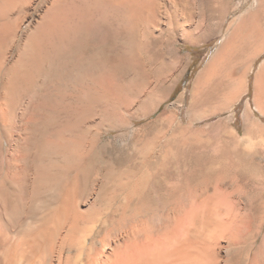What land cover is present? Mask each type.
<instances>
[{"label":"bare ground","instance_id":"bare-ground-1","mask_svg":"<svg viewBox=\"0 0 264 264\" xmlns=\"http://www.w3.org/2000/svg\"><path fill=\"white\" fill-rule=\"evenodd\" d=\"M26 1L0 0V264H264V188L245 201L242 170L228 169L209 187H191L182 176L168 183L166 197L151 198L155 172L117 176L99 163L101 136L93 139L83 118L93 99L115 88L94 36L125 34L136 45L160 26V1L173 29L183 27L175 22L181 1L47 0L32 40L12 63L1 52L16 39L10 19ZM255 51L254 61L264 38ZM239 70L232 77L244 86ZM68 90L77 102L59 123ZM244 121L239 140L254 145L261 128L248 114ZM258 161L264 185V154ZM111 177L117 181L105 193ZM120 192L119 208L101 215V195L110 204Z\"/></svg>","mask_w":264,"mask_h":264},{"label":"rangeland","instance_id":"rangeland-1","mask_svg":"<svg viewBox=\"0 0 264 264\" xmlns=\"http://www.w3.org/2000/svg\"><path fill=\"white\" fill-rule=\"evenodd\" d=\"M46 1L27 0L17 7L10 19L17 36L2 48V57L17 60L41 22ZM180 1L183 14L175 22L183 27L173 29L166 19L168 7L160 1V26L140 43L135 45L125 34L94 36L100 67L115 88L106 99L93 95V107L83 112L90 128L85 126V131L93 139L101 136L96 150L104 153L97 161L117 176L126 170L155 172L149 179L151 198L166 197L168 183L182 176L191 187L200 182L218 186L230 169L244 172L238 186L247 201L264 188L258 161L264 154V53L254 61L264 38V0ZM235 69L242 70L244 86L233 79ZM76 99L75 91H66L65 110L57 111L59 123ZM246 114L261 128L254 145L239 140L245 138ZM2 138L0 134L4 150ZM116 181L104 179L105 193ZM122 194L110 204L101 195V215L117 210Z\"/></svg>","mask_w":264,"mask_h":264}]
</instances>
